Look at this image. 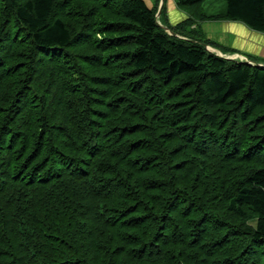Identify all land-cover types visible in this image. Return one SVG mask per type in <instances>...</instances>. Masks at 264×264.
Instances as JSON below:
<instances>
[{
	"label": "trees",
	"instance_id": "trees-1",
	"mask_svg": "<svg viewBox=\"0 0 264 264\" xmlns=\"http://www.w3.org/2000/svg\"><path fill=\"white\" fill-rule=\"evenodd\" d=\"M164 1L0 0V264H264V63L195 22L264 0Z\"/></svg>",
	"mask_w": 264,
	"mask_h": 264
},
{
	"label": "crops",
	"instance_id": "crops-1",
	"mask_svg": "<svg viewBox=\"0 0 264 264\" xmlns=\"http://www.w3.org/2000/svg\"><path fill=\"white\" fill-rule=\"evenodd\" d=\"M149 3V0H145ZM168 6V20L171 24L179 23L187 17V14L179 9L174 0H167ZM222 30L218 32V40L220 44L231 47L236 50L231 57H239L244 55H251L261 58L264 63V33L252 30L241 22L221 20L219 21ZM192 25V27H194ZM206 33V31H205ZM220 33V34H219ZM207 38L208 35L206 34ZM221 40L223 43H221ZM212 50H216L210 47ZM221 53L220 51L216 50ZM215 51V52H216ZM246 56H243L246 58ZM262 64V63H260Z\"/></svg>",
	"mask_w": 264,
	"mask_h": 264
},
{
	"label": "rangeland",
	"instance_id": "rangeland-1",
	"mask_svg": "<svg viewBox=\"0 0 264 264\" xmlns=\"http://www.w3.org/2000/svg\"><path fill=\"white\" fill-rule=\"evenodd\" d=\"M165 2V6H166V13H168V6H167V0L164 1ZM150 5V2H149ZM201 12H203L204 16L207 17H212L215 16L216 14H218L219 12H221L222 10H225V1L224 0H204L203 2L200 3V7ZM168 18V15H167ZM221 20H213V19H207L204 21H195L196 24H199L200 29L205 33V35L207 34L209 39L215 41L218 40L217 36H218V32H220V30H222L221 25L219 24ZM220 34V33H219ZM217 42V41H215ZM218 44H220L219 42H217ZM221 43L222 40H221ZM222 45V44H220ZM214 51V50H213ZM215 52V51H214ZM243 56H246L243 54ZM240 57L241 59H245V57ZM239 58V57H237Z\"/></svg>",
	"mask_w": 264,
	"mask_h": 264
},
{
	"label": "water",
	"instance_id": "water-1",
	"mask_svg": "<svg viewBox=\"0 0 264 264\" xmlns=\"http://www.w3.org/2000/svg\"><path fill=\"white\" fill-rule=\"evenodd\" d=\"M162 2H163V0H160V2H159V7H158V11H157V13H156V17H158V15H159V12H160V8H161V5H162ZM158 24L160 25L159 22H158ZM165 29H167V28H165ZM167 31H168L169 34H173V32H171L170 30H167ZM207 49L210 50V51H213L212 49H210L209 46H207ZM216 54L219 55V56H224V57H226V58H234V57H231V56L223 55L222 53H219V52H216ZM239 59H241V58H239ZM241 60H244V61H246V62H248V63H251V64H255V63L249 61L247 58H245V59H241ZM257 65H259V64H257Z\"/></svg>",
	"mask_w": 264,
	"mask_h": 264
},
{
	"label": "bare ground",
	"instance_id": "bare-ground-1",
	"mask_svg": "<svg viewBox=\"0 0 264 264\" xmlns=\"http://www.w3.org/2000/svg\"><path fill=\"white\" fill-rule=\"evenodd\" d=\"M214 51H216V50H214ZM217 52V51H216ZM240 57H242V56H240Z\"/></svg>",
	"mask_w": 264,
	"mask_h": 264
}]
</instances>
